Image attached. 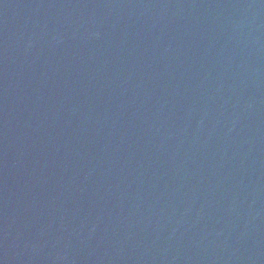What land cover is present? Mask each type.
<instances>
[{
  "label": "water",
  "instance_id": "1",
  "mask_svg": "<svg viewBox=\"0 0 264 264\" xmlns=\"http://www.w3.org/2000/svg\"><path fill=\"white\" fill-rule=\"evenodd\" d=\"M0 264H264V0H0Z\"/></svg>",
  "mask_w": 264,
  "mask_h": 264
}]
</instances>
